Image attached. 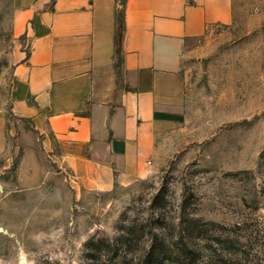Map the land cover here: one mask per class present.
Segmentation results:
<instances>
[{
    "label": "rangeland",
    "instance_id": "obj_1",
    "mask_svg": "<svg viewBox=\"0 0 264 264\" xmlns=\"http://www.w3.org/2000/svg\"><path fill=\"white\" fill-rule=\"evenodd\" d=\"M123 1L115 0L119 26ZM10 14L9 0H0V108L11 128L12 176L16 152L38 135H24L31 123L11 111ZM176 66L185 111L155 145L145 175L109 193L70 192L60 176L56 193H9L0 200V264H84L86 239L112 237L152 203H164L174 223L182 207L197 218L195 260L182 264H264V0H232L231 20L187 40Z\"/></svg>",
    "mask_w": 264,
    "mask_h": 264
},
{
    "label": "crops",
    "instance_id": "obj_2",
    "mask_svg": "<svg viewBox=\"0 0 264 264\" xmlns=\"http://www.w3.org/2000/svg\"><path fill=\"white\" fill-rule=\"evenodd\" d=\"M9 4L11 111L31 123L24 135L38 136L16 152L9 176L11 128L0 108V200L56 193L59 176L79 195L143 177L185 111L176 66L185 42L229 22L232 0H124L120 26L115 0Z\"/></svg>",
    "mask_w": 264,
    "mask_h": 264
},
{
    "label": "trees",
    "instance_id": "obj_3",
    "mask_svg": "<svg viewBox=\"0 0 264 264\" xmlns=\"http://www.w3.org/2000/svg\"><path fill=\"white\" fill-rule=\"evenodd\" d=\"M164 205L152 203L149 215L142 219L133 217L122 223L112 237L91 236L86 239L84 264H119L124 261L135 264H182L183 259H188V263L194 261L192 238L200 236L197 235L200 234L197 218L182 207L175 224L165 215ZM171 226L177 229L176 233H170Z\"/></svg>",
    "mask_w": 264,
    "mask_h": 264
}]
</instances>
